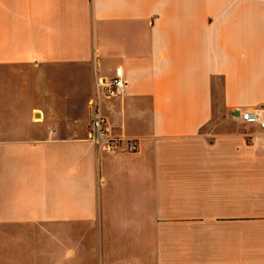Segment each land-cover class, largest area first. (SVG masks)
I'll return each instance as SVG.
<instances>
[{
	"label": "crops",
	"instance_id": "crops-1",
	"mask_svg": "<svg viewBox=\"0 0 264 264\" xmlns=\"http://www.w3.org/2000/svg\"><path fill=\"white\" fill-rule=\"evenodd\" d=\"M0 104V264H264V0H0Z\"/></svg>",
	"mask_w": 264,
	"mask_h": 264
},
{
	"label": "built area",
	"instance_id": "built-area-1",
	"mask_svg": "<svg viewBox=\"0 0 264 264\" xmlns=\"http://www.w3.org/2000/svg\"><path fill=\"white\" fill-rule=\"evenodd\" d=\"M99 86L102 88L105 98H122L125 95L127 87V81L124 77L122 67H117L115 69L114 76L111 79L105 81L100 80ZM94 105L95 103L92 102L91 106L94 107ZM233 116L235 118H240L244 122L255 124L264 130V108L246 111L235 110ZM89 141L110 153L115 151L122 143L127 144V150L129 152L138 151V144L134 139H124L111 135L105 118L101 116L97 110L93 112Z\"/></svg>",
	"mask_w": 264,
	"mask_h": 264
},
{
	"label": "rangeland",
	"instance_id": "rangeland-1",
	"mask_svg": "<svg viewBox=\"0 0 264 264\" xmlns=\"http://www.w3.org/2000/svg\"><path fill=\"white\" fill-rule=\"evenodd\" d=\"M220 99L217 97L216 98V102H218V105H220L219 103ZM12 106L10 105H6L5 104V107L3 108L0 104V121L1 120H4V122H15V115H13L12 113H7V114H2V112L5 110H10ZM92 121V120H91ZM11 148V145H8V144H4L3 146L0 145V150L2 149H5L4 153V163H5V170L4 171H8L9 173H11L12 171V168H13V156L11 153L7 152L6 150L10 149ZM52 216H56V212L53 210L52 211Z\"/></svg>",
	"mask_w": 264,
	"mask_h": 264
}]
</instances>
